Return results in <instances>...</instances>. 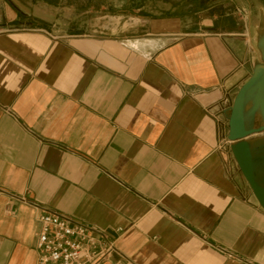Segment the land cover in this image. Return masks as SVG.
Returning a JSON list of instances; mask_svg holds the SVG:
<instances>
[{"label": "crops", "instance_id": "0c3cea01", "mask_svg": "<svg viewBox=\"0 0 264 264\" xmlns=\"http://www.w3.org/2000/svg\"><path fill=\"white\" fill-rule=\"evenodd\" d=\"M90 1L18 0L33 27L0 33V264H37L44 211L114 240L101 264H264V210L227 139L264 63V6L200 0L191 24L166 8L144 37H106L76 21L104 9Z\"/></svg>", "mask_w": 264, "mask_h": 264}, {"label": "rangeland", "instance_id": "374dc122", "mask_svg": "<svg viewBox=\"0 0 264 264\" xmlns=\"http://www.w3.org/2000/svg\"><path fill=\"white\" fill-rule=\"evenodd\" d=\"M257 1L264 6V0ZM89 2L91 1L89 0ZM104 2L105 6L101 11L84 13L81 17H77L76 19L79 23L83 22L82 24L85 27L83 29L87 30L89 34L110 37L113 35H122L124 32L126 34L127 32H136V35L144 37L143 35L146 33L142 32V30H144L145 27L140 25L143 23L144 18L150 16L151 13L159 14L166 12L164 11L166 8H177L176 12L181 15L188 24L198 21L205 16L201 13L195 14L197 13L196 11L198 10L197 8L200 0H105ZM129 4L131 7L130 10L127 9ZM20 5L21 4L18 3V0H0V33L9 30L33 27V24L29 19L25 20V18H31V12H25ZM133 6L135 7V10L132 9ZM13 13L19 15V21H8V18L11 17ZM58 14L59 12H57V15ZM70 14L79 15L78 12H64L62 13V16L67 17L61 19L68 21V18L71 17ZM256 15L257 18L255 23L258 25V34L256 37L260 40V47L264 49L261 42V38L264 36V17L260 22V20H257L259 18V13ZM250 19L251 18L249 17V21ZM62 20L60 23H57L56 28H53L57 35L64 34V31L67 29L61 24ZM253 37L254 36L252 35V38ZM248 123L252 124L253 118L248 117Z\"/></svg>", "mask_w": 264, "mask_h": 264}, {"label": "built area", "instance_id": "2783aa9c", "mask_svg": "<svg viewBox=\"0 0 264 264\" xmlns=\"http://www.w3.org/2000/svg\"><path fill=\"white\" fill-rule=\"evenodd\" d=\"M239 12L246 24L248 10ZM38 222L37 264H101L116 252L115 241L103 230L83 222L51 211L42 212Z\"/></svg>", "mask_w": 264, "mask_h": 264}, {"label": "water", "instance_id": "95a60500", "mask_svg": "<svg viewBox=\"0 0 264 264\" xmlns=\"http://www.w3.org/2000/svg\"><path fill=\"white\" fill-rule=\"evenodd\" d=\"M256 115L263 120L258 126H252L248 117ZM261 133H264V63L256 65L251 76L237 91L230 109L227 134L237 165L264 210V153L254 154V148H262L264 141L256 145L249 140Z\"/></svg>", "mask_w": 264, "mask_h": 264}, {"label": "bare ground", "instance_id": "6f19581e", "mask_svg": "<svg viewBox=\"0 0 264 264\" xmlns=\"http://www.w3.org/2000/svg\"><path fill=\"white\" fill-rule=\"evenodd\" d=\"M261 42H262V44H263V46H264V36H262V38H261Z\"/></svg>", "mask_w": 264, "mask_h": 264}]
</instances>
